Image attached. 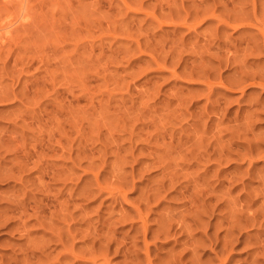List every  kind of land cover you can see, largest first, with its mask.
Here are the masks:
<instances>
[{
    "label": "rangeland",
    "instance_id": "rangeland-1",
    "mask_svg": "<svg viewBox=\"0 0 264 264\" xmlns=\"http://www.w3.org/2000/svg\"><path fill=\"white\" fill-rule=\"evenodd\" d=\"M0 264H264V0H0Z\"/></svg>",
    "mask_w": 264,
    "mask_h": 264
}]
</instances>
